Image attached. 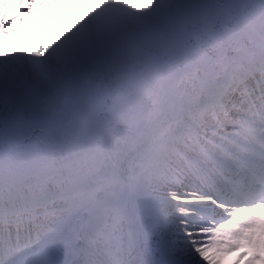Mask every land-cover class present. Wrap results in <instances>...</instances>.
Instances as JSON below:
<instances>
[{"label":"snow or ice","instance_id":"snow-or-ice-1","mask_svg":"<svg viewBox=\"0 0 264 264\" xmlns=\"http://www.w3.org/2000/svg\"><path fill=\"white\" fill-rule=\"evenodd\" d=\"M230 257L264 264V0H0V264Z\"/></svg>","mask_w":264,"mask_h":264},{"label":"rangeland","instance_id":"rangeland-1","mask_svg":"<svg viewBox=\"0 0 264 264\" xmlns=\"http://www.w3.org/2000/svg\"><path fill=\"white\" fill-rule=\"evenodd\" d=\"M19 43L23 44V43H24V41H23V40H20V41H19Z\"/></svg>","mask_w":264,"mask_h":264}]
</instances>
